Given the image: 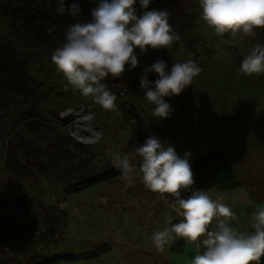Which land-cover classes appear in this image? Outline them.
Returning <instances> with one entry per match:
<instances>
[{
  "label": "rangeland",
  "instance_id": "obj_1",
  "mask_svg": "<svg viewBox=\"0 0 264 264\" xmlns=\"http://www.w3.org/2000/svg\"><path fill=\"white\" fill-rule=\"evenodd\" d=\"M8 2H12L9 12L15 17L0 18V44L5 45L0 58L15 72L10 77L0 73V181L9 179V162L24 160L25 150L40 142L44 167L34 170L36 179L21 182L19 195L26 204L39 203L36 212L50 215L58 211L54 217L64 219L46 221L50 228L42 227L30 236L32 248L47 254L110 248L93 260L58 264H187L196 253V244L183 239V251L177 252L172 250L178 241L174 238L160 252L150 239L154 232L170 227L167 220L175 224L182 219L170 194L152 192L143 184L136 148L153 135L165 147L171 144L181 157L186 152L196 157L223 151L243 185L231 191L206 192L237 214L233 227L253 231L251 216L257 206L264 205L255 199L260 193L256 184L264 187V73L247 76L233 65L236 60L241 63L256 44L264 45L262 28L255 29L254 37L242 33L235 39L231 33L217 36L200 14L190 32L173 31L181 40L170 48L149 49L144 54L136 49L139 63L135 69L102 81L116 95V108L109 111L73 88L51 60L65 42L64 32L71 23L59 21L50 27L42 18L46 7L41 0ZM134 7L138 16L143 13L139 0ZM198 11L202 13L200 5ZM17 15L33 21L29 20L31 26L15 19ZM181 44L183 52L179 51ZM159 59L169 71L175 62L189 59L203 69L179 96L165 97L172 112L162 120L152 116L155 105L146 100L140 87L143 69ZM148 79L154 83L158 76L149 73ZM30 125L37 135L29 130ZM64 135L81 145L66 160H85L78 170L79 165L62 162V173L54 168L60 160L52 158L48 143L56 140L60 149L66 148L68 142L61 141ZM116 154L130 155L136 169L130 184L120 176L86 190L71 187L73 180L116 168ZM188 195L182 192V198ZM214 227L215 221L210 230Z\"/></svg>",
  "mask_w": 264,
  "mask_h": 264
},
{
  "label": "clouds",
  "instance_id": "obj_2",
  "mask_svg": "<svg viewBox=\"0 0 264 264\" xmlns=\"http://www.w3.org/2000/svg\"><path fill=\"white\" fill-rule=\"evenodd\" d=\"M151 0H140L142 9H148ZM136 0H99L91 10V20L76 19L64 32L65 42L51 56L57 70L67 82L82 95L91 96L104 110L116 108V95L107 89L105 81L118 78L126 70L138 66L136 49L140 54L149 49L170 48L180 35L173 32L166 10L153 9L137 15ZM202 19L213 28L217 36L238 33L254 37L255 29L264 28V0H199ZM59 15L81 17L78 3L66 5L57 0ZM183 44L180 52H183ZM202 68L194 60L175 62L170 71L163 59L145 67L140 77V87L146 100L155 105L152 116L167 119L172 106L165 97L179 96L192 85ZM239 71L247 76L264 73V45L256 44L240 64ZM158 79L149 81L148 74ZM141 158L139 170L144 186L161 195L170 194L173 207L182 219L173 224L166 221L163 230L150 237L160 252L175 237L196 244V253L187 264H261L264 257V205L257 206L251 216L253 231H240L233 227L237 214L222 199H213L205 190H192L195 184L190 163L191 153L181 157L169 144L165 147L157 136L148 138L136 148ZM109 155H112L109 153ZM113 163L121 172V178L131 183L136 170L130 163V155L113 156ZM182 192H190L182 198ZM215 221V227L210 225ZM203 250L201 251L200 248Z\"/></svg>",
  "mask_w": 264,
  "mask_h": 264
},
{
  "label": "trees",
  "instance_id": "obj_3",
  "mask_svg": "<svg viewBox=\"0 0 264 264\" xmlns=\"http://www.w3.org/2000/svg\"><path fill=\"white\" fill-rule=\"evenodd\" d=\"M9 0H0V18L12 17L14 14L9 12V5L12 2ZM44 4L45 11L42 17L44 21L50 26H57L59 21H63L64 24L70 22L71 24L76 22V19H83L85 21L91 20V10L98 6L99 0H65L66 5L71 3H78L81 9V17L71 19V16L59 15L56 12L57 0H41ZM140 2V0H139ZM199 4L197 0H151L147 11L158 9L166 10L169 13V23L172 26L173 31L183 34L188 33L196 25L200 18V12L198 11ZM141 10L144 12L145 9ZM10 17V18H11ZM17 20L25 21L27 28L31 26L29 18H25L23 15H17ZM30 20V22H29ZM264 30V28H262ZM225 39V38H224ZM220 40V39H219ZM5 45L0 44V48H4ZM4 60L0 58V73L10 77L13 76L15 69L9 65L4 64ZM237 60L233 66H240ZM30 69L32 65H28ZM29 130L37 135L39 132L36 128L30 125ZM64 139L61 141L66 145V148L59 147L60 143L50 141L48 143L49 153H53L56 161L55 167L62 173L64 169L62 162L71 167L78 166L77 170L82 164L80 160L67 161L65 156L68 157L74 153L72 150L80 151V144L70 139L68 136H63ZM40 142L31 145L28 151L25 150L24 160H13L9 162V179L0 181V264H58L63 262H78L93 260L98 258L101 254L106 253L110 250L109 247H102L97 250H92L85 253H64L56 252L47 254L43 250L32 248L33 237L32 234L38 232L42 227L50 228L46 221L52 220L58 222L64 219L60 216L55 218L53 211L52 213H46L45 215L36 212L37 204L30 203L26 204L24 199L19 195L21 192V182L28 181L30 179H36L34 174L35 169L44 167V163L40 161L41 146ZM65 158V159H64ZM15 159V157H13ZM88 160V159H87ZM190 163L194 169L195 184L192 186V190H205L216 189L217 191H231L242 187L243 181L237 177V174L232 166L228 156L221 150L210 151L208 153L200 154L196 157L190 158ZM41 169V168H40ZM39 169V170H40ZM40 172V171H39ZM66 175V174H65ZM121 176V172L117 168H111L107 171L94 173L87 177H82L73 180L75 191H81L90 189L96 185L103 184L112 179H116ZM256 186L259 188L258 194L255 199L258 201H264V187ZM16 199V200H14ZM45 208V207H44ZM41 214V216H39ZM49 215V216H48ZM49 222V221H48ZM30 238V241H27ZM177 242L173 243L172 250L182 252L184 248L183 238L175 237Z\"/></svg>",
  "mask_w": 264,
  "mask_h": 264
}]
</instances>
